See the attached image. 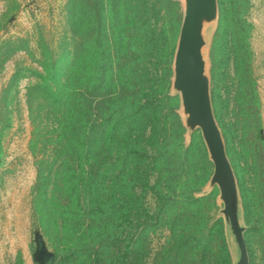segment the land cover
Wrapping results in <instances>:
<instances>
[{
	"label": "trees",
	"instance_id": "obj_1",
	"mask_svg": "<svg viewBox=\"0 0 264 264\" xmlns=\"http://www.w3.org/2000/svg\"><path fill=\"white\" fill-rule=\"evenodd\" d=\"M167 1L70 0L61 40L41 42L42 70H15L3 89L0 165L15 87L22 73L33 76L25 94L37 167L33 206L56 245L54 259L146 264V227L157 217L176 241L160 264L229 263L221 222L209 224L190 213L202 206L204 199L194 192L208 179L211 164L204 144H184L178 98L169 93L180 20ZM238 48L236 66L245 67L236 70L237 129L251 161V181L236 173L246 221L264 234L261 103L249 43L240 40ZM148 191L157 201L151 215L144 201Z\"/></svg>",
	"mask_w": 264,
	"mask_h": 264
},
{
	"label": "rangeland",
	"instance_id": "obj_2",
	"mask_svg": "<svg viewBox=\"0 0 264 264\" xmlns=\"http://www.w3.org/2000/svg\"><path fill=\"white\" fill-rule=\"evenodd\" d=\"M174 1L177 4L168 0L167 6L171 14L179 16L180 28L171 62L169 93L178 98L175 111L185 129L184 144H194L196 148L201 143L204 144L211 164L208 179L194 192L196 198L204 199L202 206L190 213L193 218L204 217L209 224L221 222L230 254L228 264H264V234L251 230L246 221L242 189L236 173V169H239L245 176L243 180L248 183L251 181V161L248 152L243 150L245 141H242L237 129L241 98L237 93L236 70H244L245 67L236 66V58L240 57V40L248 42L250 47V64L261 103L260 133L264 151V0H216L215 8L206 12L203 17L202 52L205 75L219 127V144L225 157L224 169L216 163L207 134L198 120L188 86L176 74L175 55L186 0ZM69 2L70 0H0V100L3 89L15 70H42L39 64L42 59L41 42L55 45L61 40ZM9 43L15 45L10 46ZM14 48L18 49L13 51ZM241 59L245 62L243 57ZM22 74L10 104L12 124L2 138L0 264H47L43 254H55L56 245L39 226L33 206L37 167L36 158L29 147L33 126L25 94L27 86L34 79L28 71ZM154 179L155 175L152 176V182ZM222 182H225L227 188L229 206L224 198ZM144 201L150 208L149 215L153 214L157 205L155 195L148 191ZM232 212L236 225L232 222ZM198 220L202 222V219ZM153 221L154 225L146 227L149 229L145 244L148 250L146 264H160L166 248L176 242L170 237L171 231L167 223L157 220V217ZM219 231L220 229L215 230L217 239L220 238ZM61 258L62 256H58L51 264H70L68 260ZM129 263L127 261L125 264Z\"/></svg>",
	"mask_w": 264,
	"mask_h": 264
},
{
	"label": "water",
	"instance_id": "obj_3",
	"mask_svg": "<svg viewBox=\"0 0 264 264\" xmlns=\"http://www.w3.org/2000/svg\"><path fill=\"white\" fill-rule=\"evenodd\" d=\"M216 6V0H186V10L178 39L175 55L176 74L188 86L189 92L195 104L197 117L202 124L213 156L218 167H225V157L219 144V127L213 112L208 79L205 75V64L202 52L203 17ZM188 95V91L185 92ZM222 190L226 204L230 201L225 182H222ZM232 222L236 225L232 212ZM47 264L54 259L53 253H44ZM47 260H50L49 262ZM235 264V263H234ZM237 264H240L239 262Z\"/></svg>",
	"mask_w": 264,
	"mask_h": 264
}]
</instances>
